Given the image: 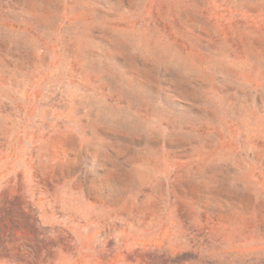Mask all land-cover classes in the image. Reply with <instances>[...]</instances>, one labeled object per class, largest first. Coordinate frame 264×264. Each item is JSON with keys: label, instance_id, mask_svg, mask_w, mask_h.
<instances>
[{"label": "rangeland", "instance_id": "rangeland-1", "mask_svg": "<svg viewBox=\"0 0 264 264\" xmlns=\"http://www.w3.org/2000/svg\"><path fill=\"white\" fill-rule=\"evenodd\" d=\"M0 264H264V0H0Z\"/></svg>", "mask_w": 264, "mask_h": 264}]
</instances>
